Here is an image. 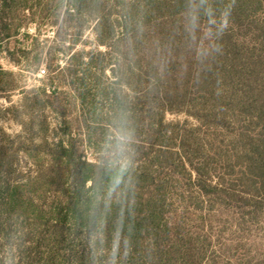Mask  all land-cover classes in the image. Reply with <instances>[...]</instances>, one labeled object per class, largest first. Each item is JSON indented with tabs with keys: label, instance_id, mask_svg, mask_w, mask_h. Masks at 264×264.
Returning <instances> with one entry per match:
<instances>
[{
	"label": "trees",
	"instance_id": "1",
	"mask_svg": "<svg viewBox=\"0 0 264 264\" xmlns=\"http://www.w3.org/2000/svg\"><path fill=\"white\" fill-rule=\"evenodd\" d=\"M35 18L67 47L17 41L12 61L44 64L73 97L58 83L0 107V121L22 128L0 129V264H188L195 247L179 242L183 212L167 208L174 173L209 202L253 190L240 208L264 221V0H0V43ZM87 28L104 50L87 49ZM16 88L0 66V93ZM45 111L62 119L64 138L49 141ZM167 112L197 125L167 122ZM233 119L258 132L243 139L251 157L195 135L231 130ZM96 126L116 133L107 153L92 140ZM217 155L224 187L207 181ZM250 260L264 264V249Z\"/></svg>",
	"mask_w": 264,
	"mask_h": 264
},
{
	"label": "rangeland",
	"instance_id": "2",
	"mask_svg": "<svg viewBox=\"0 0 264 264\" xmlns=\"http://www.w3.org/2000/svg\"><path fill=\"white\" fill-rule=\"evenodd\" d=\"M35 8L39 10L38 6ZM38 21L37 18L29 20L28 23L21 28L18 36L8 41L3 40L0 43V66L13 74V79L18 85V88L12 91L0 93V107L2 108L17 105L22 97L21 90L29 91L40 88L51 90L52 87L58 83L60 85L59 89L68 94V98L72 100L73 94L68 89V86L60 79L52 80L55 73L49 71L44 64L36 69L35 66L25 58H20L18 63L12 61L11 53H13L14 48H17V43L19 42L20 46H26L28 45V41H31L35 37L38 38L40 47L44 46L48 48L53 45H61L63 48L67 47V43L60 44V40L56 37L53 28L39 26ZM26 33L31 36L29 40L25 37ZM81 39L87 42V49H105L103 46L96 44L95 35L91 28L85 29ZM80 48L81 45H78L75 49L79 50ZM60 59V65L63 66L67 57L62 56ZM106 75L108 77L109 73ZM109 80L108 78V81ZM101 106H103V104H101ZM45 113L48 115V121L50 123V132L48 134L49 141L54 142L60 137L64 138L63 135L66 128L64 126L59 127V123L62 125V119L53 111H45ZM165 120L173 123L179 122L182 127L189 129H193L197 125L194 117L182 112H167L165 114ZM243 123L246 124L247 120H243L242 122V119H233V128L231 130L225 128L222 130L216 129L211 130L207 134L200 130L195 131V135L198 134L205 144H207V139L210 137V142L213 143V147H217L218 151H221L220 149H223V151L226 149L229 157L236 149L243 151L245 155H249L244 150L245 145L248 144H246L243 139H248L253 135L255 136L258 132L247 128L245 129ZM96 127L98 129H95L96 132L92 133V140L101 141H98V149L103 153H107L110 147L108 140L115 138L116 133L112 132V130L107 131L104 127ZM0 129L10 135H17L22 131L20 124L10 117L0 121ZM240 137H245L242 138L243 142L238 140ZM249 151H251V149H248V152ZM86 154L90 157L89 150L86 151ZM249 157H251V154ZM215 159L217 161V163L215 162L217 166L214 169L218 172L215 174L213 167L210 166L211 175L207 177V181L210 184L216 183L222 186L223 183L218 174L220 172L219 165L221 163L224 164L222 162L224 157L217 155ZM197 163L198 161L194 160V164ZM116 164L124 166L126 162L125 160H120L117 161ZM136 165L138 164H135V166ZM21 166L23 171H29L31 162L27 157L21 158ZM187 170L192 172L189 167H187ZM195 177V174L192 173L191 179L194 180ZM226 193L231 192L227 190ZM235 193H238L239 200L225 195L223 198H214L215 200L209 202L206 195H204V192L200 190L199 187L188 184L180 174L175 175L174 173V175H172L169 192L167 193V208L172 214L183 212L179 233L181 240L179 242L184 246L186 245V247H190V245L191 247L193 246V248L195 247L193 251L194 257L187 262L188 264H249L251 263L250 259H252L254 248L264 249V221L262 216H251L247 213L248 209L244 210L240 208V205L243 204L245 199L252 197L250 193L256 192L249 188H237ZM200 216H202V219ZM210 216L211 218H209ZM184 246L183 248H185ZM5 255V248H1L0 259Z\"/></svg>",
	"mask_w": 264,
	"mask_h": 264
}]
</instances>
